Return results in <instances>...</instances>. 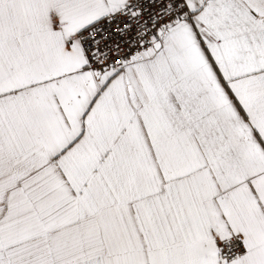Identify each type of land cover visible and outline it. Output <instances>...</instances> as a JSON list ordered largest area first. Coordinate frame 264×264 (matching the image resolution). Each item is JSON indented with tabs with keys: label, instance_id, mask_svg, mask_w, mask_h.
Instances as JSON below:
<instances>
[{
	"label": "snow or ice",
	"instance_id": "snow-or-ice-1",
	"mask_svg": "<svg viewBox=\"0 0 264 264\" xmlns=\"http://www.w3.org/2000/svg\"><path fill=\"white\" fill-rule=\"evenodd\" d=\"M0 264H264V0H0Z\"/></svg>",
	"mask_w": 264,
	"mask_h": 264
}]
</instances>
